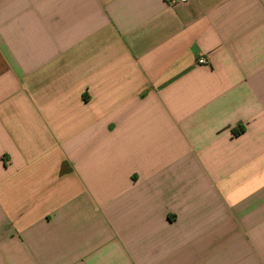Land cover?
Wrapping results in <instances>:
<instances>
[{"label": "crops", "instance_id": "crops-1", "mask_svg": "<svg viewBox=\"0 0 264 264\" xmlns=\"http://www.w3.org/2000/svg\"><path fill=\"white\" fill-rule=\"evenodd\" d=\"M0 264H264V0H0Z\"/></svg>", "mask_w": 264, "mask_h": 264}, {"label": "built area", "instance_id": "built-area-1", "mask_svg": "<svg viewBox=\"0 0 264 264\" xmlns=\"http://www.w3.org/2000/svg\"><path fill=\"white\" fill-rule=\"evenodd\" d=\"M170 5H176V4H180V3H184L186 2V0H168ZM199 64H207V60L203 57L199 58L198 61Z\"/></svg>", "mask_w": 264, "mask_h": 264}]
</instances>
